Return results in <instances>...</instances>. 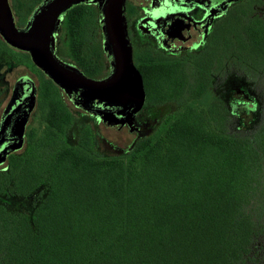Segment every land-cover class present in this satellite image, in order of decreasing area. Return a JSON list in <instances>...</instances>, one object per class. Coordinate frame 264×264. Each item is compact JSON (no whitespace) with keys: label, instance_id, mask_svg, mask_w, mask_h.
I'll list each match as a JSON object with an SVG mask.
<instances>
[{"label":"trees","instance_id":"16d2710c","mask_svg":"<svg viewBox=\"0 0 264 264\" xmlns=\"http://www.w3.org/2000/svg\"><path fill=\"white\" fill-rule=\"evenodd\" d=\"M253 2L218 26L217 57L190 70L137 60L149 103L168 108L118 155L100 152L88 120L15 55L39 77L43 126L0 168V264H264V15ZM95 22L92 6L68 11L58 47L86 77L104 67L81 43Z\"/></svg>","mask_w":264,"mask_h":264},{"label":"water","instance_id":"95a60500","mask_svg":"<svg viewBox=\"0 0 264 264\" xmlns=\"http://www.w3.org/2000/svg\"><path fill=\"white\" fill-rule=\"evenodd\" d=\"M216 4L217 15L239 0H191ZM125 0H42L22 28L15 20L8 0H0V38L29 55L39 69L76 107L110 124H123L142 107L145 93L142 79L132 62L126 32ZM96 5L102 32L103 52L110 70L94 80L62 61L56 52V36L65 14L78 5ZM35 103V86L25 88L10 102L0 122V164L23 147L27 119ZM128 125L130 123L128 122Z\"/></svg>","mask_w":264,"mask_h":264},{"label":"flooded vegetation","instance_id":"af4514ba","mask_svg":"<svg viewBox=\"0 0 264 264\" xmlns=\"http://www.w3.org/2000/svg\"><path fill=\"white\" fill-rule=\"evenodd\" d=\"M41 1L42 0L39 1L34 0L33 2H31V0H8L9 7L11 9V12L15 20V26L17 28H22L25 26L30 14ZM245 1L248 2L254 0H239L237 2H234L226 8L225 12L217 15L214 12L216 4H210L208 6L193 2L191 0H125L124 15H125V23H126V32L131 46L132 62L135 69L138 71L137 60L145 56H147V58H149L150 62L152 63L156 62L157 60H160V61H165L168 64L170 63L172 65L175 64L188 65V63L191 65V63L197 60L198 57L206 54L207 51H210L212 53V50L213 51L215 50L217 29L218 26L222 23L221 19H223L224 17L226 19L229 13L233 10L232 9L233 6L239 4L240 2H245ZM29 5L30 6L33 5V6L30 7ZM78 6H92L96 10V22L94 24L96 34L95 36H93L94 39L89 38V35H87L88 30L86 29L85 33L82 34L81 43L82 45L89 47L90 43L92 42L94 46L100 48V50L102 51L103 65H104L102 71L93 77H88L90 79L100 80L107 76L110 70V66L103 52L102 32L100 30L99 22H98L97 6L93 4L78 5ZM16 7L23 12H28V16L25 19V21L21 22L19 20L16 12ZM65 16L59 26V31L56 36V43H55L57 56L62 61L64 60L59 55L58 47L60 46V42L64 39L62 26L64 23ZM16 21L18 22V25L16 24ZM73 35L74 32L70 37L71 46H73L75 43L73 39L74 37ZM4 46L6 47V50L5 53L2 52L3 55L0 57V68L5 66L6 69L9 71L12 69L24 70L27 74L25 73L23 75H29L33 79L35 85V103L33 110L31 111L27 119L25 132H24V143H25L27 137V127L35 111L39 96V77L30 65L21 64L15 60V55L17 54L28 55L27 53L17 50L6 43ZM193 58L194 61H192ZM66 63L71 64L73 67L78 69V67L75 65V63L72 60ZM31 64L33 65L32 62ZM150 68L152 71L153 66H151ZM21 76H18L16 78V80L12 84L11 89H9V87H7V82L4 80V75L0 73V83L4 86V90L2 92L5 93L10 92V98H11V92L14 88V85L18 80V78ZM43 76L46 79H48L44 74ZM142 85H143V80H142ZM143 89H144V85H143ZM144 93H145V89H144ZM10 98L6 106L9 105V103L11 102ZM145 100H146V94H145L144 103ZM6 106L4 107L0 115V122ZM76 109L88 114L93 118L97 117V116H93L90 113L85 112L80 108H76ZM136 114H134L132 117H128L122 125H128L129 122L130 128L136 130L137 138H139L143 134H139L140 128L136 126L135 123ZM107 122L110 121L107 120Z\"/></svg>","mask_w":264,"mask_h":264},{"label":"rangeland","instance_id":"374dc122","mask_svg":"<svg viewBox=\"0 0 264 264\" xmlns=\"http://www.w3.org/2000/svg\"><path fill=\"white\" fill-rule=\"evenodd\" d=\"M33 1L34 0H31V2ZM245 4H247V1L240 2L239 4H236L235 6H233L232 9L237 8L240 5L245 6ZM253 4H254L253 14L264 15V0H254ZM33 5L31 6L29 5V6L32 7ZM224 19L225 17L221 19V22H223ZM16 24L18 25L17 21H16ZM92 33H93V36H95L96 34L95 30H92ZM4 45L5 43L0 38V57L3 55L2 52L5 53L6 47ZM212 52L213 53L210 52L211 55L213 57L215 56L217 57V53L213 50ZM192 61H194V58L192 59ZM188 67H189L188 70L192 68L189 63H188L187 68ZM0 73L4 75V80L7 82V87L11 89L12 84L14 83L16 78L18 76L25 74L26 72L20 69H12L9 71L6 69L5 66H3L0 68ZM32 85H34V81L29 75H23L19 77L14 85V88L11 92V98H10V92L9 93L2 92L4 90V86L0 83V115L4 107L6 106L9 98L11 102L15 101L20 96V93L23 91V89L27 87L30 88ZM227 89H231V88L229 87ZM219 90L222 92L224 90V86L222 85ZM229 91H232V90H229ZM241 91L242 90H240L236 94L233 93V96H232L233 102H238L239 104L240 102L245 100L244 97L241 95L243 91L242 92ZM60 95H61L63 102L68 107V109L71 111V113L74 115H77L76 116L77 119L85 118L88 120V121L87 120L85 121H87L89 127L93 130L94 134L96 135L97 147L100 152H105L108 155L121 154L127 151L130 145L137 139L136 130L131 129L130 125L128 126V125L110 124L108 122L102 121L99 117L93 118L89 116L88 114L76 109L69 102V100L67 99V97H65L64 94L60 93ZM167 108L168 107H165V106L161 108L154 107L153 105L149 103V99L146 98L143 107H141V109L137 112L136 117H135L136 126L140 128L139 134H148L152 129H154L158 125L159 119L164 115L163 112L167 110ZM41 114L42 113L39 108V100H37V105L29 121L27 131L30 129L35 130L37 132L40 131V129L43 126ZM241 118H242L243 129L249 128L251 125L252 116L250 114H247V115H242ZM3 166H4L3 164H0V168Z\"/></svg>","mask_w":264,"mask_h":264}]
</instances>
